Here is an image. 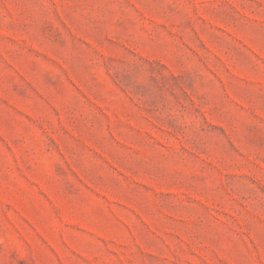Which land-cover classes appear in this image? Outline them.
Instances as JSON below:
<instances>
[{"label": "rangeland", "instance_id": "obj_1", "mask_svg": "<svg viewBox=\"0 0 264 264\" xmlns=\"http://www.w3.org/2000/svg\"><path fill=\"white\" fill-rule=\"evenodd\" d=\"M0 264H264V0H0Z\"/></svg>", "mask_w": 264, "mask_h": 264}]
</instances>
